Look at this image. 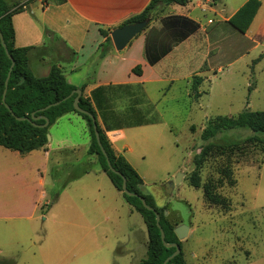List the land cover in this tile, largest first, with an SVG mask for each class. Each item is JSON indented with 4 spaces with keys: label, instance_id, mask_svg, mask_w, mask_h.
Returning <instances> with one entry per match:
<instances>
[{
    "label": "rangeland",
    "instance_id": "374dc122",
    "mask_svg": "<svg viewBox=\"0 0 264 264\" xmlns=\"http://www.w3.org/2000/svg\"><path fill=\"white\" fill-rule=\"evenodd\" d=\"M230 11L229 5L225 15ZM209 18L218 20L208 15L206 22ZM229 41V61L231 51H244L234 55L233 66L214 56L221 65L205 73L207 79L203 75L193 77L190 99L183 83L166 90L164 97L152 89L150 106L155 110L146 118L154 125L128 134L132 150L128 157L144 179V193L159 209L167 211L175 229L180 225L190 228L180 241L186 264H264V153L250 148L244 156L214 157L199 170L194 162L205 146L201 134L210 119L234 117L248 109L264 111V58L254 64L264 55V38L253 42L229 31ZM197 46L201 43L192 44ZM216 49L214 43L213 52ZM174 60L177 64L180 57ZM206 61L197 58L194 66L201 68ZM219 68H223L221 73ZM195 77L202 79L197 89ZM197 93L200 96L194 97ZM114 94L116 108L128 106V93ZM156 119L159 122L155 123ZM74 130L80 133L77 126ZM247 133L234 130L225 135L238 139ZM0 156L3 168L21 162L19 154L4 148H0ZM227 166L232 170L234 186L224 177ZM197 171L200 187L192 184ZM180 173L181 182L167 194L165 185L176 182ZM52 174L53 184L46 188L52 206L36 222L34 240L38 245L34 247L27 240L26 232L14 247L4 245L1 258L14 259L15 264H136L147 258L148 232L143 218L122 200L105 174L90 173L75 180L70 179L68 169L54 168ZM207 185L227 201V206L208 203L204 195ZM63 221L68 225L59 224ZM129 249H134V256L127 252Z\"/></svg>",
    "mask_w": 264,
    "mask_h": 264
},
{
    "label": "crops",
    "instance_id": "0c3cea01",
    "mask_svg": "<svg viewBox=\"0 0 264 264\" xmlns=\"http://www.w3.org/2000/svg\"><path fill=\"white\" fill-rule=\"evenodd\" d=\"M28 1L8 0L10 4L20 5ZM259 1L261 7L245 33L229 21L248 0H194L186 6L170 5L156 12L149 19V28L123 50H117L112 41L108 54L102 58L100 47L106 38L100 30L111 29L112 38L114 30L131 17L141 14L151 0H31L22 13L13 17L15 42L18 48H30L29 67L35 77L49 76L56 66L70 85L82 90L83 97L91 99L99 124L114 149L133 166L128 157V153L132 152L128 134L134 129L154 125L146 118L155 110L150 106L151 90L158 89L164 97L166 90L183 83L186 96L190 99L193 77H205V73L221 65V62L213 60L214 56L224 58L227 65L233 66L236 63L231 62L234 55L237 52L242 55L244 51H231L232 59L228 60L229 31L253 42L256 38H264V0ZM229 5L231 11L225 15ZM208 15L218 20L209 18L206 22ZM171 16L190 19L199 29L153 66L145 57L148 32L152 27L161 30L162 20ZM196 43H201V46L193 48L192 44L195 46ZM214 43L216 53L213 52ZM176 57H180L177 64ZM201 57L204 61L207 59L205 66L196 68V59ZM259 58L263 59L264 55ZM137 66L142 68L141 75L134 73ZM222 71L223 68L218 69L219 73ZM102 88L105 92L98 101L94 94ZM117 91L128 93L126 100L129 104L123 109L114 106V93ZM196 96L200 95L194 94ZM75 126L80 133L74 130ZM50 128L51 141L46 150L21 154L0 146L21 156V162L11 164L9 168L0 167V254L4 252L5 244V247H14L26 232L27 240L32 241L34 247L38 245L34 240L36 222L52 206L46 188L53 184L54 168L68 169L72 180L90 173L106 175L98 166L97 156L88 155L91 138L87 123L80 115L68 113ZM117 192L126 203L122 193ZM45 217V220L49 219ZM51 217H58V214H51ZM59 224L67 226L68 222ZM127 252L134 256V249ZM0 260L15 261L1 257Z\"/></svg>",
    "mask_w": 264,
    "mask_h": 264
},
{
    "label": "trees",
    "instance_id": "16d2710c",
    "mask_svg": "<svg viewBox=\"0 0 264 264\" xmlns=\"http://www.w3.org/2000/svg\"><path fill=\"white\" fill-rule=\"evenodd\" d=\"M30 1L20 5L19 3L10 4L8 0H0V32L4 37L10 55L15 61L6 94L8 108L3 103V95L12 61L9 59L0 40V146L21 154H28L42 149L46 150L49 145L48 135L50 127L68 113L80 115L87 123L91 138L88 155L97 156L99 168L106 173L116 190L122 193V197L126 203L141 215L147 227V258L139 264H164L175 253L176 249L165 247L160 228L164 230L168 244H178L182 248V244L175 233V228L166 216V210L159 209L154 204L152 198L144 193L146 186L144 179L125 157L118 154L114 149L112 142L99 124L97 112L91 99L82 96L80 107L96 116L102 146L98 144L91 118L88 115L78 113L74 109L76 95L64 101L76 90V87L67 82L61 69L54 66L49 76L37 78L29 67L28 54L30 48L16 47L13 17L22 13ZM192 1L194 0H151L150 4L141 14L131 17L120 27L147 21L156 12L170 5L186 6ZM260 7L261 2L259 0H248L230 19L229 23L239 31L245 33L250 28ZM161 23L162 29L159 30L152 27L148 32L146 40L145 57L153 66L172 52L176 46L194 35L199 29V26L195 22L178 16L165 18ZM100 32L106 38L100 47L101 57L103 58L108 54L112 46L111 29H101ZM260 60L261 58L257 59L254 64ZM134 73L141 75V66H137L134 69ZM201 81V78L195 77V89H197ZM252 89V87L249 88L250 91ZM104 92L105 89L103 88L95 92L94 96L98 101L99 97L102 98ZM57 102L61 103L52 106L45 112L41 111ZM33 114H35L36 120L31 122L29 120L33 119ZM42 116L50 120L49 127H43L45 120L42 119ZM18 118L24 120H18ZM234 130L249 131L250 133L240 134L241 136L238 139L225 135L226 132ZM201 140L205 143V146L202 152L194 159L198 170L209 159L214 157H230L236 153L244 156L250 148L264 153V111H251L248 109L234 117L216 116L207 122L201 134ZM102 149L105 150L114 169L126 178L127 189L132 194L138 195V197L128 196L124 193L123 179L110 170ZM224 177L230 185H235L230 166L226 167ZM192 184L194 187H200L198 171L194 175ZM204 195L208 203L212 205L227 206V201L214 193L210 185L204 187ZM139 197H143L148 206L152 207L155 211L148 210ZM155 212L160 216V227L157 224ZM0 264H15V261L0 260ZM168 264H186L183 252L173 258Z\"/></svg>",
    "mask_w": 264,
    "mask_h": 264
},
{
    "label": "water",
    "instance_id": "95a60500",
    "mask_svg": "<svg viewBox=\"0 0 264 264\" xmlns=\"http://www.w3.org/2000/svg\"><path fill=\"white\" fill-rule=\"evenodd\" d=\"M150 21L147 20V21H144V22H137V23H133V24H128V25H125V26H122V27H119L118 29L114 30L113 33H112V41H113V44L114 46L116 47L117 50H123L124 48H126L130 42L135 38L137 37L138 35H140L141 33H143L148 25H149ZM0 40H1V43L3 45V47L5 48L6 50V53L9 57V59L12 61V66H11V69H10V72L8 74V77H7V80H6V83H5V86H6V89H5V92H4V95H3V103L8 107V105L6 104V94H7V90H8V86H9V81H10V78H11V74H12V70L15 66V61L13 60L12 56L10 55L9 51H8V48H7V45L4 41V37L2 35V33L0 32ZM74 95H76V98L74 100V109L80 113V114H84V115H88L92 122H93V125H94V131H95V135H96V138H97V141H98V144L100 146H102L101 144V137H100V132L98 130V122H97V118L96 116H94L93 114L83 110L81 107H80V99L81 97L83 96V92L82 90L80 89H76L72 92V94L64 99V101L70 99L71 97H73ZM61 102H57L53 105H50L44 109H42L41 111L42 112H45L46 110L50 109L52 106H56V105H59ZM9 108V107H8ZM33 119L32 120H29V121H33V120H36L35 118V114L32 115ZM42 119L45 120V124L43 125V127L47 128L49 127L50 125V120L45 117V116H42ZM18 120H24V119H21V118H18ZM48 141H51V137L50 135H48ZM102 152L103 154L106 156L107 158V162H108V166L110 168V170L121 176L122 179H123V191L126 195L128 196H135V197H138V195H135V194H132L128 189H127V180L126 178L118 171H116L114 169V167L112 166L110 160L108 159V156L105 152L104 149H102ZM182 180V173L179 174V177L177 179L176 182H170L168 184L165 185V191L167 194H172L174 189H175V186L176 185H179V183L181 182ZM140 200L142 201L143 205L148 209V210H151V211H155L152 207L148 206L146 200L143 198V197H139ZM156 215H157V224L158 226L160 227V216L157 212H155ZM167 215V211L165 213ZM161 230V236H162V240H163V243L165 245V247L167 248H175L176 251L175 253L170 257L168 258L164 264H168L173 258L177 257L178 255H180L182 253V248L180 245L178 244H168L166 242V235H165V232L162 228H160ZM190 232V228L187 226V225H180L179 227H177L175 229V233L178 237V239L180 241H182L183 239H185L188 234Z\"/></svg>",
    "mask_w": 264,
    "mask_h": 264
}]
</instances>
